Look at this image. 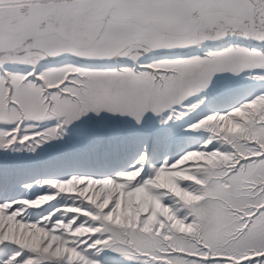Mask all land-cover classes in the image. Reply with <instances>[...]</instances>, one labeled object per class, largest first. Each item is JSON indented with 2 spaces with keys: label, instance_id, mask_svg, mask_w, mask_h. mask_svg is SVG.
Listing matches in <instances>:
<instances>
[{
  "label": "snow or ice",
  "instance_id": "1",
  "mask_svg": "<svg viewBox=\"0 0 264 264\" xmlns=\"http://www.w3.org/2000/svg\"><path fill=\"white\" fill-rule=\"evenodd\" d=\"M0 264H264V0H0Z\"/></svg>",
  "mask_w": 264,
  "mask_h": 264
}]
</instances>
